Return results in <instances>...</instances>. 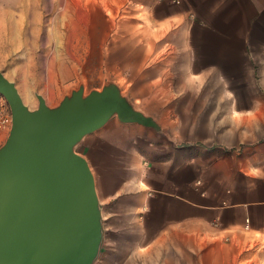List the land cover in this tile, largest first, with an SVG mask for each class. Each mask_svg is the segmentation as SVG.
<instances>
[{
  "label": "crops",
  "instance_id": "obj_1",
  "mask_svg": "<svg viewBox=\"0 0 264 264\" xmlns=\"http://www.w3.org/2000/svg\"><path fill=\"white\" fill-rule=\"evenodd\" d=\"M65 1L82 4L107 66L132 67L134 102L163 98L143 112L185 114L203 98L196 122L164 118L178 152L163 161L162 187L101 183L103 236L92 264H264V0ZM204 74L212 89L189 90ZM7 134L0 128V144ZM115 197L131 218L114 221Z\"/></svg>",
  "mask_w": 264,
  "mask_h": 264
},
{
  "label": "water",
  "instance_id": "obj_2",
  "mask_svg": "<svg viewBox=\"0 0 264 264\" xmlns=\"http://www.w3.org/2000/svg\"><path fill=\"white\" fill-rule=\"evenodd\" d=\"M11 126L0 144V264H92L103 236L95 177L75 146L111 116L156 131L163 126L106 81L80 84L55 105L36 93L29 107L0 72Z\"/></svg>",
  "mask_w": 264,
  "mask_h": 264
},
{
  "label": "rangeland",
  "instance_id": "obj_3",
  "mask_svg": "<svg viewBox=\"0 0 264 264\" xmlns=\"http://www.w3.org/2000/svg\"><path fill=\"white\" fill-rule=\"evenodd\" d=\"M79 5L81 9L74 10L71 8L73 3L65 0H0V72L15 83L23 101L34 108L38 104L36 93H40L47 104L55 105L80 84L84 85V92L87 93L92 88H101L109 80L115 81L140 109L163 101L160 97L143 99L146 101L143 104L140 99L133 101L129 96L132 67L106 65V43L101 50L100 35L85 32L90 19L82 15V4ZM208 68L195 66L190 70L206 73ZM206 76H202L203 80L189 81V90H211L212 82L206 80ZM221 77L225 79L219 83L221 90L233 86L227 81V76ZM152 90L159 95L165 93V88ZM27 94L29 97L26 99ZM201 100V97L194 99L195 106L188 108L189 113L152 116L162 126L164 118L174 117H183L186 122L194 123L203 117L198 112L201 107H197ZM136 128L142 132H136ZM105 132L107 136L103 134ZM75 149L88 160L94 174L99 202L102 200L101 212L102 206L104 209L106 206L102 197V182L110 188L162 187L163 161L166 156L178 152L173 142L166 137L165 130L156 131L140 123L122 122L116 115L84 135ZM124 196H120L118 201ZM126 196L127 201L123 205L130 208L132 196ZM116 201L117 197L113 198V204L110 205L114 221L123 220L124 213L131 218L132 210L117 206Z\"/></svg>",
  "mask_w": 264,
  "mask_h": 264
},
{
  "label": "built area",
  "instance_id": "obj_4",
  "mask_svg": "<svg viewBox=\"0 0 264 264\" xmlns=\"http://www.w3.org/2000/svg\"><path fill=\"white\" fill-rule=\"evenodd\" d=\"M182 0H173L175 3H181ZM11 126V112L5 98L0 94V128L9 131Z\"/></svg>",
  "mask_w": 264,
  "mask_h": 264
},
{
  "label": "bare ground",
  "instance_id": "obj_5",
  "mask_svg": "<svg viewBox=\"0 0 264 264\" xmlns=\"http://www.w3.org/2000/svg\"><path fill=\"white\" fill-rule=\"evenodd\" d=\"M27 97H29V95L27 94V96H26V99H27Z\"/></svg>",
  "mask_w": 264,
  "mask_h": 264
}]
</instances>
